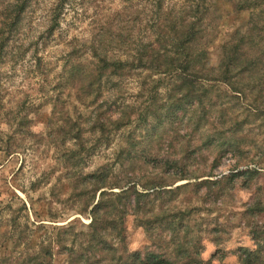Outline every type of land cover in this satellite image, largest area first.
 I'll return each mask as SVG.
<instances>
[{
	"label": "rangeland",
	"instance_id": "obj_1",
	"mask_svg": "<svg viewBox=\"0 0 264 264\" xmlns=\"http://www.w3.org/2000/svg\"><path fill=\"white\" fill-rule=\"evenodd\" d=\"M159 1L173 10L183 3L65 0L49 34L58 0H31L12 31L3 23L14 0H0V264H76L80 254L114 264L134 251L174 264H243L244 250L258 258L251 264H264V87L249 71L235 80L241 93L202 82L219 95L209 111L221 117L217 126L161 108L176 98L167 95L173 77L148 68L110 78L96 104L67 86L69 53L88 55L98 36L110 57L134 60ZM233 6L224 3L229 16ZM214 25L212 64L235 27ZM122 106L126 124L109 132L98 125ZM144 111L147 125L138 120ZM247 169L255 170L240 174ZM125 189L124 238L120 226L101 222L107 235L90 243L83 233L100 191Z\"/></svg>",
	"mask_w": 264,
	"mask_h": 264
},
{
	"label": "trees",
	"instance_id": "obj_2",
	"mask_svg": "<svg viewBox=\"0 0 264 264\" xmlns=\"http://www.w3.org/2000/svg\"><path fill=\"white\" fill-rule=\"evenodd\" d=\"M30 1L14 0L8 7L6 6L3 25L8 27L9 31L16 28ZM224 3L234 5L232 10L235 15L227 14L230 12L227 7H224ZM64 5L65 0H58L53 8L52 21L47 31L49 34L56 29L58 15ZM243 11H247L246 17L240 14ZM223 13L226 15L223 16ZM217 19L218 23L228 20L235 27L230 29L220 43L219 59L215 64H212L210 63V48L216 37L214 24ZM148 22V27H151V31L147 35L148 38L145 39V42L142 41L137 51L132 55L134 60L131 59L130 63L128 59L110 57L109 46L104 43L105 38L100 36L92 39L88 45V55L84 51L82 53L71 51L67 58L68 65H70L67 86L80 98H91L92 102L96 104L98 97L102 95L105 83L110 78L127 75L131 68H148L173 77L168 83L167 95L170 98L176 95V98L169 102L166 101L160 107L166 108L167 112L172 110L176 113L180 110L185 112L187 109L185 117L188 114L197 120V126L201 125L205 118L213 126L221 124L222 120L219 115L211 116L209 114L213 105H221L218 100L219 95L212 90L213 86H203L202 82L229 83L232 91L241 93L242 91H239L235 80L238 74L249 71L250 77H253L255 82L254 86L260 89L264 87V0H238L236 3L231 0H183L181 6L175 10L173 8L163 9L161 1H159L156 11ZM127 38L128 36H125L123 41ZM2 44L1 38L0 48H2ZM98 106H102V104H98ZM125 107L127 106L119 107V115L114 121L111 119L108 122H103L102 119H98V125L103 128L107 126L108 132L119 129L127 122L124 118L127 114ZM99 108L96 107V109ZM144 112L145 114L139 113L141 115L138 120L145 125L149 111ZM167 112L164 117L168 116ZM151 114L160 124L162 118L158 115L161 114L155 112H151ZM253 170L255 169L249 171L247 169L240 174H248ZM125 192L126 189L119 194L100 191L99 199L92 204L90 209L89 230L83 233L90 237L88 240L90 243L94 244L96 236L103 238L107 235L99 232L103 231L105 229L103 226L108 224H111L113 229L115 225L120 226L116 234L124 238L123 222L128 215V209L123 205L119 206V199H122ZM109 208L115 210L111 216ZM101 222H105V224L100 225ZM244 254L243 264H251V259L254 261L258 259L245 250ZM91 258L80 254L79 259H74L72 256L71 260L73 259L76 264H90ZM80 260L83 263H80ZM114 260V264H174L172 260L154 252L140 255L134 251L127 253L126 258L118 257Z\"/></svg>",
	"mask_w": 264,
	"mask_h": 264
}]
</instances>
